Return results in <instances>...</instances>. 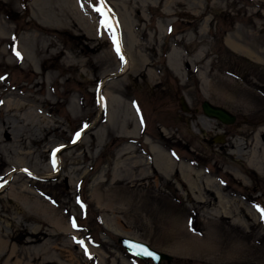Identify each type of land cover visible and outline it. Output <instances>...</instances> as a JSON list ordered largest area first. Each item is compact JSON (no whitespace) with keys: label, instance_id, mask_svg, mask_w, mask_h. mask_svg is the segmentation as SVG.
Segmentation results:
<instances>
[{"label":"rangeland","instance_id":"rangeland-1","mask_svg":"<svg viewBox=\"0 0 264 264\" xmlns=\"http://www.w3.org/2000/svg\"><path fill=\"white\" fill-rule=\"evenodd\" d=\"M96 4L0 0V97L46 119L0 143V264H154L122 236L172 256L159 264H264V0H106L112 30ZM210 81L236 119L204 134Z\"/></svg>","mask_w":264,"mask_h":264},{"label":"bare ground","instance_id":"bare-ground-1","mask_svg":"<svg viewBox=\"0 0 264 264\" xmlns=\"http://www.w3.org/2000/svg\"><path fill=\"white\" fill-rule=\"evenodd\" d=\"M112 15H113V18H116L115 14H112ZM232 46L234 47L235 45H232ZM121 57L123 58L121 72H125L129 67V60L124 50L121 51ZM208 88L211 91L217 90V94L220 95L219 99L218 100L216 99L217 102H213L209 100L208 101L213 105L221 106L225 108L227 111H230L231 113H233L231 110L228 109V107L221 104V101H224L225 98H232L231 92L225 88L219 89L213 81L208 82ZM6 93L9 94L8 92ZM31 101L34 102L35 100L27 95L18 96L13 93H10V96H7L5 98L0 97V143H4L7 141H16L19 143L20 141L23 140V137L21 136V134H18V131L16 130V126L14 125L15 123H21V124L31 125V126L41 124V126L44 127L46 123L45 121L46 119L44 118V116L40 115L36 107L35 108L34 106L32 107V105L30 104ZM201 120H202V123H200V126L199 125L198 126L200 127L199 130L203 131L204 134H207V131L211 130V127L215 126L216 122L218 121L217 119L207 117L206 115H204V117H202ZM234 123L235 122L231 124H227V125H232ZM192 126H195V124H192ZM5 132H8V136L3 137L2 134ZM219 133H223L219 135L224 136V132H219ZM160 157H161L160 160L162 161V163H165L168 167L172 168L174 166L175 163L172 161L173 159L170 157L169 154H164L162 152ZM180 176H181V179L185 183L189 184V186L194 190L192 191L194 192V194L195 192H198V190L201 189L202 186H200L196 182V176H197L196 171L192 167H190L188 164L180 165ZM214 185L210 184V182H207L208 188L209 189L211 187L213 188V189L211 188L210 190L211 191L214 190L213 193L215 192L216 194L215 195L216 200L219 201L220 199H222L221 193H220L221 190L219 189L218 185H216V183H214ZM1 189L2 191L5 189L4 184L1 185ZM16 196L25 198V196H23L20 193H18ZM200 202L204 203L205 200L203 198H200ZM220 203H222V201H220ZM222 205L224 204L222 203ZM243 208L247 209V211L250 214H254V210L252 209V207H250L249 204H246ZM216 213L219 214V213H222V211L218 210L216 211ZM223 213H224L223 217L225 219H228L230 217L231 211L228 210V208H225V210H223ZM60 220L61 218L57 217L53 219V222L57 223L58 221L60 222ZM234 221L240 222L241 218L237 217V219H234ZM198 249L201 250L202 252H206L210 250L208 248V245H205L204 243H198ZM13 263L20 264L19 262H13Z\"/></svg>","mask_w":264,"mask_h":264},{"label":"water","instance_id":"water-1","mask_svg":"<svg viewBox=\"0 0 264 264\" xmlns=\"http://www.w3.org/2000/svg\"><path fill=\"white\" fill-rule=\"evenodd\" d=\"M180 106L182 110L187 111L188 107L183 97L180 98ZM201 109L204 115L207 117L215 118L223 124H231L235 122L236 116L235 114L227 111L225 108L217 105L211 104L208 100H203L201 103ZM213 141L215 142H223L224 136L217 135ZM119 242L123 248L126 249L128 253L133 256H136L143 260H150L154 264H159L163 260L169 261L171 260L172 256L168 253L163 251L157 250L145 242L122 236L119 238ZM133 245H142L148 252H151L152 255H146L140 251L139 247H134Z\"/></svg>","mask_w":264,"mask_h":264},{"label":"snow or ice","instance_id":"snow-or-ice-1","mask_svg":"<svg viewBox=\"0 0 264 264\" xmlns=\"http://www.w3.org/2000/svg\"><path fill=\"white\" fill-rule=\"evenodd\" d=\"M93 8H94V11H96L97 13H100L101 16L103 17L100 21L101 25H103L108 30H112L113 29V23L110 22V18L106 12V0H98V4L94 5ZM112 40H113V43L115 45V50L119 54L120 53V42H119V39L114 32L112 35ZM76 136H77V138H79L80 133L79 132L76 133ZM56 151H59V149H56L53 151V164H55V153H56ZM256 208L261 213L262 218H264V207H262L260 205H256ZM73 227H77L75 219H73ZM80 243H83V241H80ZM133 246L139 247L140 251L146 255H149V256L152 255V253L148 252L142 245H133Z\"/></svg>","mask_w":264,"mask_h":264}]
</instances>
